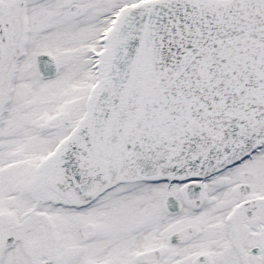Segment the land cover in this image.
<instances>
[{
	"label": "snow or ice",
	"instance_id": "snow-or-ice-1",
	"mask_svg": "<svg viewBox=\"0 0 264 264\" xmlns=\"http://www.w3.org/2000/svg\"><path fill=\"white\" fill-rule=\"evenodd\" d=\"M0 264H264V0H0Z\"/></svg>",
	"mask_w": 264,
	"mask_h": 264
}]
</instances>
